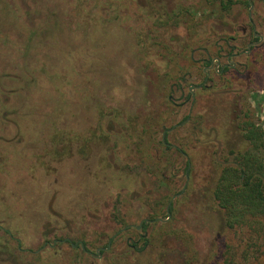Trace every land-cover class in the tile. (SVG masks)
Segmentation results:
<instances>
[{"label":"rangeland","instance_id":"obj_1","mask_svg":"<svg viewBox=\"0 0 264 264\" xmlns=\"http://www.w3.org/2000/svg\"><path fill=\"white\" fill-rule=\"evenodd\" d=\"M228 1L0 0V264H217L241 250L210 197L223 155L247 148L240 114L264 130V0ZM230 54L202 84L204 61ZM154 217L96 254L120 221Z\"/></svg>","mask_w":264,"mask_h":264},{"label":"trees","instance_id":"obj_2","mask_svg":"<svg viewBox=\"0 0 264 264\" xmlns=\"http://www.w3.org/2000/svg\"><path fill=\"white\" fill-rule=\"evenodd\" d=\"M219 1L222 10L230 6L228 0ZM244 4L249 5L247 0ZM235 126L247 148L228 150L221 161L219 159L210 198L212 205L222 213L225 229L241 235L238 241L241 250L233 251L227 244L217 264H257L264 254V130L250 120L247 113L240 114ZM140 142L137 146L145 147Z\"/></svg>","mask_w":264,"mask_h":264},{"label":"flooded vegetation","instance_id":"obj_3","mask_svg":"<svg viewBox=\"0 0 264 264\" xmlns=\"http://www.w3.org/2000/svg\"><path fill=\"white\" fill-rule=\"evenodd\" d=\"M247 1H248V3H249V0H247ZM253 30H254V26H253ZM253 35H254V37L256 38V34H255L254 31H253ZM251 44H252V43H249V45H251ZM249 45H248V47H249ZM248 47H247V48H248ZM233 56H238V55H231V54L228 55L227 58H226V63L223 64V65H220V60L217 59V58L214 59V60H211V61H204L205 64H204V66L202 67V73L204 74L205 79H204V82H203L202 84L205 83L206 78L208 77L209 71L214 70V71H216L218 74H223L226 70H228V69L231 67V65H229L228 63H230V59H231V57H233ZM215 62H216V65H215ZM199 86H200V85H199ZM199 86H196V87L194 86V88H198ZM189 118H190V117H189V115H188L187 117H185V119H184L181 123L175 125L174 128H175V127H180V126L184 125L186 122L189 121ZM174 128L172 127L171 129H168V130L166 129V130H164V131L162 132L161 143H162V146H163L164 149H169V147H170V145L166 143L165 137H166L167 133L170 132V131H172ZM178 152H179V151H178ZM180 154L183 155V156H186L185 153H184L183 151H181ZM186 167H187V168H186L185 173L187 172L188 168L190 167L189 163H186ZM179 194H181V193H178L177 195H173V196L171 197L170 202L168 203L167 208H166L167 218L169 217V212H170L171 207H172V206H171V204H172V203H171V200H172L173 198H175L176 196H179ZM158 221H160V220L158 219V217H154V218H151V219H141L140 222H139V224H138V226H134V225H124V221H122V224H121V226H123L122 229H120L117 233H115V234H114V235L108 240V242H107L105 248H98V249L96 250V254H98L100 251H105V250H107L108 248H110L113 239H114L115 236H116L117 234H119L120 232H123V231H125V230H127V229H129V228H134V229L137 230V231H141V229H144V228H145V225H147V224H149V223H153V222H158ZM143 225H144V227H143ZM137 227H139V229H137ZM5 233H7V235H8L9 238L14 239V237L12 236V234H11L9 231H5ZM140 239L142 240V239H143V236H140ZM66 241H67V240H66ZM58 242H62V241H57V240H55V241H53V245H52V246H54V244H56V243H58ZM68 242H70V241H68ZM70 244H71V246H72L73 248H74L75 246H78V245H79V247H80V249H81L82 252H84V253H89V252L85 249V246H84L82 243H79V241L75 242L74 244H72V243H70ZM73 245H74V246H73ZM81 246H83V248H81ZM17 249H18L19 251H23L22 249H20L19 244L17 245ZM91 255H92V254H91Z\"/></svg>","mask_w":264,"mask_h":264},{"label":"water","instance_id":"obj_4","mask_svg":"<svg viewBox=\"0 0 264 264\" xmlns=\"http://www.w3.org/2000/svg\"><path fill=\"white\" fill-rule=\"evenodd\" d=\"M137 229H139V227H137ZM74 246V245H73ZM81 248H83V246H81Z\"/></svg>","mask_w":264,"mask_h":264}]
</instances>
